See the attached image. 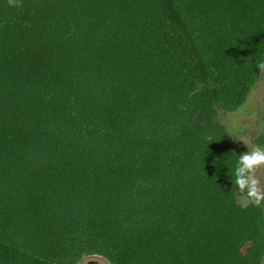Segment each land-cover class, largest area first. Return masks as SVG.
I'll return each instance as SVG.
<instances>
[{"label": "trees", "instance_id": "1", "mask_svg": "<svg viewBox=\"0 0 264 264\" xmlns=\"http://www.w3.org/2000/svg\"><path fill=\"white\" fill-rule=\"evenodd\" d=\"M262 62L264 0H0V264H264Z\"/></svg>", "mask_w": 264, "mask_h": 264}, {"label": "rangeland", "instance_id": "2", "mask_svg": "<svg viewBox=\"0 0 264 264\" xmlns=\"http://www.w3.org/2000/svg\"><path fill=\"white\" fill-rule=\"evenodd\" d=\"M264 115V69L260 79L252 90L247 102L236 112H221L220 120L228 128L234 139V149L240 154L247 150V146L240 140L248 142L249 148L258 146L255 138L263 131ZM264 177V168L258 173ZM94 261L98 264H110L107 259L98 255L84 257L79 264Z\"/></svg>", "mask_w": 264, "mask_h": 264}, {"label": "clouds", "instance_id": "3", "mask_svg": "<svg viewBox=\"0 0 264 264\" xmlns=\"http://www.w3.org/2000/svg\"><path fill=\"white\" fill-rule=\"evenodd\" d=\"M8 3L19 6V0H8ZM258 67L264 69V62ZM240 141L247 146V150L239 155L233 183L240 192L246 194L245 204L251 202L259 206L264 203V177L258 174L264 168V146L249 148L247 141Z\"/></svg>", "mask_w": 264, "mask_h": 264}, {"label": "flooded vegetation", "instance_id": "4", "mask_svg": "<svg viewBox=\"0 0 264 264\" xmlns=\"http://www.w3.org/2000/svg\"><path fill=\"white\" fill-rule=\"evenodd\" d=\"M88 264H98V263H96V262H94V261H89Z\"/></svg>", "mask_w": 264, "mask_h": 264}]
</instances>
